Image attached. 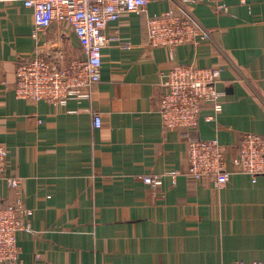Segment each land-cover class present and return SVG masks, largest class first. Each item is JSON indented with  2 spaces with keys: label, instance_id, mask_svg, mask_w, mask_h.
<instances>
[{
  "label": "crops",
  "instance_id": "crops-1",
  "mask_svg": "<svg viewBox=\"0 0 264 264\" xmlns=\"http://www.w3.org/2000/svg\"><path fill=\"white\" fill-rule=\"evenodd\" d=\"M173 6L152 0L147 13ZM183 7L204 34L197 44L152 47L145 15L125 12L108 25L92 95L54 104L18 98L16 68L38 51L61 64L83 57L73 27L54 21L35 33L31 8L0 0V145L33 210L31 229L18 234L22 264L264 261V175L253 181L231 161L245 133L264 134V0ZM172 63L222 68L223 110L210 120L206 105L197 131L226 149L232 174L222 188L187 176L185 131L162 123L161 81ZM156 175L160 186L144 181ZM13 197L0 178V199Z\"/></svg>",
  "mask_w": 264,
  "mask_h": 264
},
{
  "label": "built area",
  "instance_id": "built-area-1",
  "mask_svg": "<svg viewBox=\"0 0 264 264\" xmlns=\"http://www.w3.org/2000/svg\"><path fill=\"white\" fill-rule=\"evenodd\" d=\"M7 1H18L33 10L35 33L47 29L54 21L69 23L83 51V57H74L66 64L55 62L50 52L43 51L20 61L16 68L15 93L18 98L29 101L66 104L73 98L90 97L101 81L103 49L109 42L108 25L119 20L125 12L145 15L148 44L152 47H167L173 51L179 44H197L204 37L183 5L205 0H170L173 7L153 15L147 13L152 0ZM221 7L226 9L225 5ZM131 46L130 43L124 45ZM221 74V67L172 63L162 76L159 108L164 127L185 131L187 176L196 181L213 179L216 188L224 187L232 174L227 168V152L218 139H203L197 131L206 105L214 110L208 117L210 120L223 110L222 93L218 89ZM93 120L96 128L102 127L99 112L94 113ZM8 153V149L0 145V178H5L14 191L11 200L0 199V264H22L18 234L31 229L29 219L33 210L25 203L21 178L6 174ZM231 161L235 171L250 174L253 181L264 175V134L245 133ZM171 178L175 183L176 175L172 173ZM144 181L160 186L163 178L161 175L145 176ZM227 264H264V261Z\"/></svg>",
  "mask_w": 264,
  "mask_h": 264
}]
</instances>
